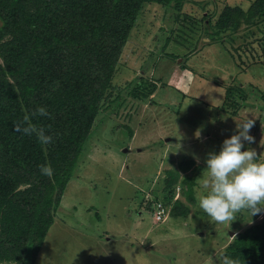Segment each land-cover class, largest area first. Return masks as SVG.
Instances as JSON below:
<instances>
[{
  "label": "rangeland",
  "instance_id": "1",
  "mask_svg": "<svg viewBox=\"0 0 264 264\" xmlns=\"http://www.w3.org/2000/svg\"><path fill=\"white\" fill-rule=\"evenodd\" d=\"M251 1L188 0L183 13L143 7L35 264H224L233 236L264 217L245 209L215 222L196 199L207 154L239 121L253 119L244 147L264 161V20L243 21L221 40L207 22L227 3ZM233 82L246 102L223 109ZM155 83L146 101L133 97ZM170 172L178 174L171 185ZM163 190L188 206L187 217L171 216L172 201L155 198Z\"/></svg>",
  "mask_w": 264,
  "mask_h": 264
},
{
  "label": "trees",
  "instance_id": "2",
  "mask_svg": "<svg viewBox=\"0 0 264 264\" xmlns=\"http://www.w3.org/2000/svg\"><path fill=\"white\" fill-rule=\"evenodd\" d=\"M187 1L0 0V264L36 263L143 7L173 4L183 13ZM207 19L221 40L243 21H263L264 0H252L247 8L227 3L215 22L211 12ZM156 89L155 83L132 94L146 101ZM223 96L227 110H238L247 99L234 82ZM38 106L48 115H33ZM26 115L52 135L51 143L15 131L14 123ZM41 165H50L52 175H44ZM170 176L169 185L178 174ZM159 195L168 205L172 201V217L189 215L173 190ZM225 255L233 264H264V217L237 232Z\"/></svg>",
  "mask_w": 264,
  "mask_h": 264
},
{
  "label": "clouds",
  "instance_id": "3",
  "mask_svg": "<svg viewBox=\"0 0 264 264\" xmlns=\"http://www.w3.org/2000/svg\"><path fill=\"white\" fill-rule=\"evenodd\" d=\"M37 114L48 115V112L44 106H38L33 112ZM252 125L250 118L239 121L238 131L225 137L219 151L209 152L205 158V171L199 176L196 199L199 208L215 222L231 221L241 210L246 209L254 215L264 209V161L254 149L244 147L245 141L254 140L250 134ZM14 129L35 135L42 145L53 139L45 128L32 124L27 115L14 123ZM40 171L52 175L50 165H41ZM223 261L233 264L227 257Z\"/></svg>",
  "mask_w": 264,
  "mask_h": 264
}]
</instances>
